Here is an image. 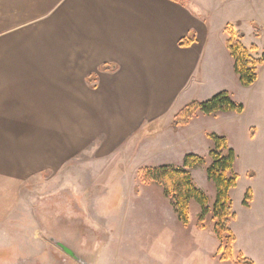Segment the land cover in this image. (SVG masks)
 I'll return each instance as SVG.
<instances>
[{
  "label": "crops",
  "instance_id": "1",
  "mask_svg": "<svg viewBox=\"0 0 264 264\" xmlns=\"http://www.w3.org/2000/svg\"><path fill=\"white\" fill-rule=\"evenodd\" d=\"M224 1L0 0V205L15 202L21 185V180L15 183L17 171L26 178V170L48 157L63 161L70 121L77 126L66 139L75 146L89 140L87 133L120 138L127 115L135 125L147 117L156 125L157 117L165 115L162 123L171 131L183 129L190 139L207 137L208 130L195 119L199 115L175 130L172 118L195 96L204 100L227 90L243 111L206 118L221 116L251 139L264 138V60L255 82L242 86L228 51H210ZM249 1L264 8V0ZM226 23L216 32H225ZM262 28L249 33L260 37ZM191 33L194 41L180 46ZM245 38L244 32L241 41ZM252 44L259 57L264 43ZM81 86L87 101L78 92ZM70 101L81 115L69 109ZM6 213L0 209V221ZM253 236L263 242L264 230ZM237 245L235 236L233 250Z\"/></svg>",
  "mask_w": 264,
  "mask_h": 264
},
{
  "label": "rangeland",
  "instance_id": "2",
  "mask_svg": "<svg viewBox=\"0 0 264 264\" xmlns=\"http://www.w3.org/2000/svg\"><path fill=\"white\" fill-rule=\"evenodd\" d=\"M222 4L216 16L221 28L224 22H230L226 25L245 32L243 44L247 47L264 43V8L249 0H225ZM220 27L213 32L212 53L227 51L226 33L216 32ZM254 27H263L260 37L249 33ZM66 77L64 71L62 78ZM78 92L87 101V90L82 87ZM197 98L203 100L200 95ZM67 104L81 115L77 103ZM197 115L195 119L202 128L224 136L235 152L238 178L230 192L235 213L230 228L244 255L254 264H264V239L257 241L253 236L264 230V138L251 139L221 116L208 119L201 112ZM164 116L157 117L156 126L149 117L135 125L127 115L129 124L120 138L112 140L102 132H96L93 138L87 133L89 140L84 138L77 146L66 139L77 126L70 121L65 129L62 162L46 157L42 163L48 168L33 164L25 171L26 178L16 172L15 183L21 180V185L15 202L0 205L7 211L0 221V264H233L238 245L234 246L233 260L220 261L215 255L221 244L212 231L215 189L205 173L211 140L208 136L190 139L183 129L171 131L167 122L162 123ZM61 127L57 128L59 132ZM186 153L205 159L194 168L192 177L208 201L202 230L196 226L201 207L195 200L190 201L184 225L162 187L154 182L144 184L138 177V169L143 166H181ZM19 157L23 158L17 156V160ZM57 165L58 172L53 169ZM248 188L252 199L249 207H244L242 200ZM52 240L62 241L77 258L63 252Z\"/></svg>",
  "mask_w": 264,
  "mask_h": 264
},
{
  "label": "trees",
  "instance_id": "3",
  "mask_svg": "<svg viewBox=\"0 0 264 264\" xmlns=\"http://www.w3.org/2000/svg\"><path fill=\"white\" fill-rule=\"evenodd\" d=\"M185 3V0H174ZM227 33L225 46L233 60V69L242 86H250L257 79V68L264 60V51L259 57L253 52L256 45L245 46L241 41L243 33L234 30L228 24L224 28ZM257 34V32H255ZM194 41L191 33L179 41L180 46H187ZM104 68V66H103ZM94 77H88L92 80ZM243 111V104L232 99L227 90H221L207 99L192 100L182 106L173 116L171 127L175 130L185 126L191 119L201 112L204 115H212L218 112ZM212 146L208 151L210 159L206 167V177L212 182L215 189V198L212 206V231L220 245L216 248L215 255L220 261L233 260V243L235 236L230 228V222L234 219L232 211L231 190L236 186L237 174L234 171L236 160L235 152L229 147L224 136L216 133H208ZM205 162V159L194 153H186L182 158L181 166L161 164L156 166H143L138 169V177L144 184L157 183L162 187L164 194L172 199L174 212L177 219L184 225L188 221L189 205L195 200L201 207L198 215L197 227L202 230L205 217L208 213L207 197L193 182L191 171ZM252 199L251 189L244 194L242 205L248 206ZM233 264H254V262L238 253Z\"/></svg>",
  "mask_w": 264,
  "mask_h": 264
},
{
  "label": "water",
  "instance_id": "4",
  "mask_svg": "<svg viewBox=\"0 0 264 264\" xmlns=\"http://www.w3.org/2000/svg\"><path fill=\"white\" fill-rule=\"evenodd\" d=\"M54 242V244L61 249L63 252H65L66 254H68L69 256L73 257V258H77V255L73 252V250L67 246L64 245V243L62 241L59 240H52Z\"/></svg>",
  "mask_w": 264,
  "mask_h": 264
}]
</instances>
